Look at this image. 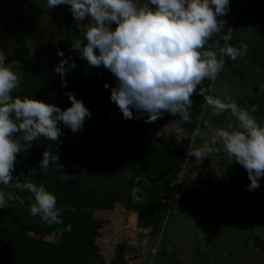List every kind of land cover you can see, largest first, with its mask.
<instances>
[{"label": "trees", "instance_id": "obj_1", "mask_svg": "<svg viewBox=\"0 0 264 264\" xmlns=\"http://www.w3.org/2000/svg\"><path fill=\"white\" fill-rule=\"evenodd\" d=\"M220 19L226 21L222 32L232 34L228 43L234 47L238 34L250 29L248 52L242 59L244 62L256 61L264 79V0H230L229 12ZM63 20V36L58 37L55 31L48 35L44 62L19 67L20 83L12 95L44 101L64 110L71 106L66 95L70 92L83 101L91 118H86L82 132L74 133L61 125L64 135L60 137V145L40 137L29 151L18 154L13 175L24 173L27 176L30 168H36L37 174L28 178L38 185L43 183L56 196L63 224L50 226L39 216L33 217L30 215V204L34 202L31 193L0 185V191L13 197L6 199V208L0 209V245L3 249L0 264H128V241L118 243L109 260L92 241L100 235V229L109 226L117 217L122 218L120 213L117 216L118 211L126 213L124 219L131 225L135 219L140 227L150 230V234L161 227L167 215L164 200H170L171 185L187 159L190 134L198 126V116L203 110L201 105L205 101L198 94L192 97L190 122L178 123L179 113L175 120L163 117L154 123H145L144 119H123L118 106L110 100L116 78L103 66L89 67L78 52L70 51L73 42L82 38L86 30L82 23L74 21L71 13L67 12ZM208 44L223 47L225 41L216 34ZM58 50L64 51L65 57L70 55L77 64L76 69L65 76L66 87L61 86V78L54 71L61 59ZM224 59L228 61L229 57ZM232 64L236 66V63ZM234 71H238L236 67ZM239 74L242 79L247 78L246 74ZM105 83L109 84L108 89L104 88ZM211 83L206 79L197 92ZM261 91L246 99L249 109L258 106V111L252 114L260 123L264 118V90ZM176 127L184 131L177 134ZM108 132L117 134L115 138L120 139V143L84 141L92 136H105ZM155 136L165 141H154ZM121 137H125V142H121L124 141ZM45 150L58 155L57 163L63 166L62 170L50 163L47 171L40 174L38 162ZM189 172L185 169L179 208L214 209L231 201L243 207H264V189L248 191L251 182L246 171L242 179L232 177L227 181L221 180L214 170L197 178H192ZM64 174L74 175L76 179L65 181ZM137 177L144 179L138 181ZM259 184L264 186V182ZM134 187L140 188L137 195L141 202L132 198ZM16 196L22 197L24 204H20L14 198ZM69 224L71 231L61 235V230Z\"/></svg>", "mask_w": 264, "mask_h": 264}, {"label": "clouds", "instance_id": "obj_2", "mask_svg": "<svg viewBox=\"0 0 264 264\" xmlns=\"http://www.w3.org/2000/svg\"><path fill=\"white\" fill-rule=\"evenodd\" d=\"M47 5L50 10L67 5L76 23L87 21L83 37L73 42L70 51L78 52L89 67L103 66L114 75L116 86L111 88L110 100L118 106L123 119L154 123L165 113L171 116L179 113L178 123L190 122L192 97L202 96L214 115H229L225 125L214 131L211 142L190 148L188 157L202 162L209 154L223 150L231 161L246 170L251 182L247 190L260 188L259 180L264 177V124L252 114L258 111V106L248 109L209 93L226 64L224 57L235 61L248 52V45L234 47L228 43L230 35L222 32L226 21L220 18L229 12L230 0H147L144 3L139 0H47ZM216 34L225 41L223 47L208 44ZM57 55L61 59L54 71L61 78V86L66 87L65 76L77 64L70 55L65 57L62 50ZM6 59L0 52V185L31 193L33 217L39 216L50 226L63 224L56 196L43 183L38 185L28 178L37 174L36 168H30L27 176L13 175L17 156L29 151L40 137L60 145V137L64 135L61 125L74 133L82 132L91 112L70 92L66 95L71 106L64 110L29 97H14L12 93L19 87L20 78L7 66ZM206 79L212 83L197 92ZM109 87L104 84L105 89ZM182 131L176 127L177 134ZM190 135L193 142L201 135L199 125ZM218 143L222 149L217 147ZM58 159L51 150L43 151L38 162L40 174L47 171L50 163L62 170ZM63 179L75 180L76 176L64 174ZM141 179L144 178L137 177L138 181ZM138 192L140 188L134 187L132 198L141 202ZM5 196L0 191V209L7 207ZM14 198L24 204L22 197ZM71 228V224L67 225L60 234Z\"/></svg>", "mask_w": 264, "mask_h": 264}, {"label": "rangeland", "instance_id": "obj_3", "mask_svg": "<svg viewBox=\"0 0 264 264\" xmlns=\"http://www.w3.org/2000/svg\"><path fill=\"white\" fill-rule=\"evenodd\" d=\"M67 12L70 13L67 5L50 10L47 0H0V52L7 56L5 63L19 78L20 66L44 62L49 33L55 31L58 37L63 36V19ZM86 25L87 21L82 23L84 30ZM250 32L248 28L238 34L235 47L247 45ZM239 73L246 74L247 78L242 79ZM214 84L215 87L210 89L211 95L248 109L246 99L252 93L264 90L260 65L254 60L244 62L242 56L235 61L231 58L226 60ZM202 111L201 135L194 142L190 137V148L210 143L214 131L225 125L229 115L222 113L216 116L212 107L206 104ZM163 117L165 120L176 119L175 116L169 118L167 114ZM84 141L120 143L112 132L101 137H88ZM217 147L222 149V144L218 143ZM187 159L186 169L192 178L214 170L223 181L232 177L240 180L246 171L236 161H231L223 150L209 154L202 162L196 161L195 157L187 156ZM260 182H264V177ZM259 189L263 190L264 186L260 184ZM5 198L8 199L7 194ZM236 203L224 202L214 209L197 211L187 207L170 213L167 210L161 227L154 234L140 227L134 216H130L134 219L131 225L128 219H124L126 213L118 211L117 216L122 214V218L117 217L109 226L100 229V235L92 242L109 260L114 255L115 246L122 240L128 241V264H264V207H243ZM2 253L0 245V256Z\"/></svg>", "mask_w": 264, "mask_h": 264}, {"label": "built area", "instance_id": "obj_4", "mask_svg": "<svg viewBox=\"0 0 264 264\" xmlns=\"http://www.w3.org/2000/svg\"><path fill=\"white\" fill-rule=\"evenodd\" d=\"M205 104H204V106H202L203 109L205 108ZM202 115H203V111H202V114L200 116H198V125L200 124V122L202 120ZM190 139H189V141H190ZM186 163H187V161H185V163L181 166V168L179 169V171L177 173V178L175 179V181L171 185V188L169 190V194L171 195L170 200L169 201L164 200V203L166 204V208L168 210V213H170L174 209H177L180 207L181 192L184 190V187L182 185V180H183V175H184V172L186 169Z\"/></svg>", "mask_w": 264, "mask_h": 264}, {"label": "water", "instance_id": "obj_5", "mask_svg": "<svg viewBox=\"0 0 264 264\" xmlns=\"http://www.w3.org/2000/svg\"><path fill=\"white\" fill-rule=\"evenodd\" d=\"M256 90H257V87L255 86L254 87V91L256 92ZM75 139H76V137H75ZM153 140L154 141H162V142H164L165 141V139L164 138H161L160 136H155L154 138H153ZM173 170V168H171V171ZM197 210H199V209H197Z\"/></svg>", "mask_w": 264, "mask_h": 264}, {"label": "crops", "instance_id": "obj_6", "mask_svg": "<svg viewBox=\"0 0 264 264\" xmlns=\"http://www.w3.org/2000/svg\"><path fill=\"white\" fill-rule=\"evenodd\" d=\"M114 136L116 137L117 134H114ZM121 139L124 140V141H121V142H125V140H126L125 137H121Z\"/></svg>", "mask_w": 264, "mask_h": 264}]
</instances>
